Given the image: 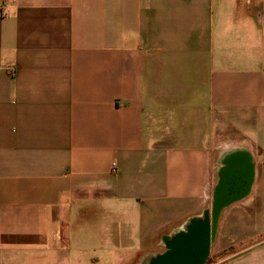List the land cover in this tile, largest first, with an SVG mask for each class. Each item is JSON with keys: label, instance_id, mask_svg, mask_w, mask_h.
<instances>
[{"label": "crops", "instance_id": "0c3cea01", "mask_svg": "<svg viewBox=\"0 0 264 264\" xmlns=\"http://www.w3.org/2000/svg\"><path fill=\"white\" fill-rule=\"evenodd\" d=\"M204 215L203 264H264V0H0V264H154Z\"/></svg>", "mask_w": 264, "mask_h": 264}, {"label": "water", "instance_id": "95a60500", "mask_svg": "<svg viewBox=\"0 0 264 264\" xmlns=\"http://www.w3.org/2000/svg\"><path fill=\"white\" fill-rule=\"evenodd\" d=\"M235 194H218V202L213 218L216 220L224 202ZM209 218L194 219L188 224L187 232L182 233L173 247L160 257L154 264H203L207 260L211 245V235L214 227L209 223ZM212 231V232H211Z\"/></svg>", "mask_w": 264, "mask_h": 264}, {"label": "built area", "instance_id": "2783aa9c", "mask_svg": "<svg viewBox=\"0 0 264 264\" xmlns=\"http://www.w3.org/2000/svg\"><path fill=\"white\" fill-rule=\"evenodd\" d=\"M112 172H117V166H116V164H113V166H112Z\"/></svg>", "mask_w": 264, "mask_h": 264}]
</instances>
